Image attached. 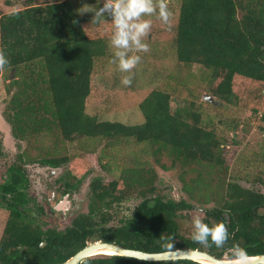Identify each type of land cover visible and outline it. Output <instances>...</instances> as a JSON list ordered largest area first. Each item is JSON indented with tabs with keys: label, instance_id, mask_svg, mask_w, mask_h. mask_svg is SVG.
I'll list each match as a JSON object with an SVG mask.
<instances>
[{
	"label": "trees",
	"instance_id": "obj_1",
	"mask_svg": "<svg viewBox=\"0 0 264 264\" xmlns=\"http://www.w3.org/2000/svg\"><path fill=\"white\" fill-rule=\"evenodd\" d=\"M103 1L85 0L83 8L87 9H83L80 1L76 5L74 0L46 4L29 0L23 9L0 12V51L10 62L0 77V103L6 104L4 119L19 151L4 171L6 175L0 177V207L9 211L0 240V264H61L97 241L147 253L199 249L219 259L239 244L254 257L264 255V194L223 179L238 157L239 145L234 137L223 138V132L211 123L215 116L207 120L208 109L202 103L179 104L159 88L140 101L138 109L144 116L140 124L103 120L87 112L94 73L100 66L118 67L113 62L112 36L98 33L100 23L109 18L107 14L95 18ZM166 2L170 22L166 24L156 15L150 18L164 25L165 47L178 64L215 72L213 95L222 104L250 108L257 115L264 106V0ZM146 40L151 45V37ZM153 43V48L149 47L152 56L160 48L157 41ZM133 53L142 55L143 50ZM208 105L218 106L215 102ZM260 119L264 121V114ZM71 144L81 148L94 144L89 152L101 147L108 161L103 168L120 172L121 177L108 184L96 177L90 185L89 212L78 215L62 230L43 220L44 208L29 192L27 166L64 167L73 158L69 149L61 152ZM125 144L145 146L149 158L145 167L123 166L119 170L112 166L115 157L109 151ZM258 144L257 154L264 163V135ZM44 146L48 148L42 149ZM3 150L0 138L1 158ZM161 156L171 161L172 170L181 168L178 181L191 202L168 197L156 186L158 176L150 159L159 163ZM209 173L220 177L223 191H207L210 181L204 176ZM77 176L72 169L56 179L62 195L78 191L81 179ZM262 178L256 181L264 184ZM129 191L136 192L140 202L131 216L120 220L121 225L109 226V210ZM192 202L211 206L203 222L227 225L230 237L223 247L217 248L210 239L202 244L180 234L186 213L196 208ZM80 264L199 263L148 262L115 255L91 257Z\"/></svg>",
	"mask_w": 264,
	"mask_h": 264
},
{
	"label": "rangeland",
	"instance_id": "obj_2",
	"mask_svg": "<svg viewBox=\"0 0 264 264\" xmlns=\"http://www.w3.org/2000/svg\"><path fill=\"white\" fill-rule=\"evenodd\" d=\"M28 1L0 0V12L9 13L23 9L24 3L27 4ZM33 1L39 4H46L64 0ZM79 1L80 7L83 8L86 5L85 0H74L76 5H78ZM153 2L158 4L157 0H153ZM83 3L84 5L82 6ZM103 3H105V0ZM106 14L104 13V15ZM150 17L152 18L153 16ZM150 17L145 18L151 20V29L143 37L144 43L148 45L147 51H143L142 55L136 54L141 59L131 72H121L119 67H115L114 65L108 68L100 66L97 69L92 76V97L88 103L87 112L91 115L98 114L103 120L118 121L127 125L140 124L144 121L143 113L138 109L140 101L150 92L159 88L168 92L179 104L192 100L198 104L202 103L208 109L207 120L209 117L215 116V120H212L211 123L219 127L223 132V138L234 137L239 145V158L235 159L233 165L226 171L228 173L223 176V179L234 180L246 188L260 191L264 194V184L256 181V178L263 177L262 179H264L263 159L257 154L261 148L258 141L260 142L264 135V121L260 119L262 114H264V106H260L258 114L253 115L250 108L227 104L223 100L224 104H222L221 99L213 95V88L217 82L215 72L198 65L191 68L180 66L171 52L165 47L167 35L164 32V25L161 22H157L156 24ZM113 25L114 23L110 17L103 20L100 23L98 33L108 35L109 37L110 35L112 36L110 31ZM148 36L151 37L152 48L154 46L153 41H157L160 44V48L155 52L154 56H152V51L151 53L149 51L151 45L146 40ZM114 50L116 49L114 48ZM135 51L138 50L134 49L129 54H135L133 53ZM163 53H165L164 57ZM2 73L3 71H1L0 77L3 75ZM5 74L9 77L12 75L10 72H4ZM125 76L130 77L131 84L125 85L122 83ZM204 95L211 97L212 101L203 99ZM212 102L217 103L218 106L214 108L208 105V103ZM5 108L6 104L0 103V138L2 139L4 149V157H0V177L6 175L4 171L16 160L19 153L17 148L18 142L12 136L11 127L4 119ZM47 142V145L50 144V141ZM93 145L91 144V147L85 148H81L80 145H65V149H61V153L69 149L73 161L58 169L42 166L41 164H29L27 166V173L30 179L29 192L31 197H34L39 205L44 208L45 214L42 218L50 227L63 230L70 226L71 222L78 215L89 212L92 195L90 185L96 177L100 176L105 184L112 182L114 178L121 177L120 172L114 174L103 168L108 161L106 157H103L101 147L96 152H89V150L95 148ZM23 148H25V144H23ZM46 148L48 147H42V149ZM109 154L115 157V161L111 162L112 166L119 167V170L123 166L125 168L145 167L146 161L149 159L144 145L125 144L116 150L109 151ZM159 161L158 163L155 158L150 159V164H152L158 176L156 186L162 189L168 197L176 200L186 198L191 202L182 191V184L178 181L181 168L172 170L170 168L171 161L165 156L159 157ZM163 166L167 168H163ZM78 167L80 168L79 171L77 170ZM72 169L77 173V177L81 179L80 187L78 191L71 195H62L61 184H57L55 181L57 178L64 177ZM117 171L115 170V172ZM204 177L210 181V186L207 190L209 193L213 194L221 190L219 185L223 181L220 180V177H217L213 173H209ZM73 181L75 182L76 179ZM121 187L122 185H120ZM123 189L126 188L123 186ZM66 196H68L67 201L70 204L66 205V208L57 209L59 203L65 201ZM139 202L137 193L129 191L122 202L115 203L113 210H109L112 221L108 225L111 227L121 225L120 220L131 216ZM192 203L196 208L186 213L187 218L181 223L180 231L181 235L188 237H193L195 232L194 220L198 217L201 221H204L206 218L205 211L211 208V206L207 207L202 204ZM8 218L9 211L0 207V240L2 239ZM228 257L229 252L225 254L224 258L227 259Z\"/></svg>",
	"mask_w": 264,
	"mask_h": 264
},
{
	"label": "clouds",
	"instance_id": "obj_3",
	"mask_svg": "<svg viewBox=\"0 0 264 264\" xmlns=\"http://www.w3.org/2000/svg\"><path fill=\"white\" fill-rule=\"evenodd\" d=\"M105 12L111 14L115 25L111 39V44L116 49L113 62L118 63L121 72H131L141 59L139 55H130L131 51L134 49L147 51L148 49V45L143 42V37L151 29V20L145 17L156 15L167 24L170 22L171 15L166 0H159L158 4H155L153 0H105L103 8L96 12L95 18L102 17ZM9 63L8 57L0 51V71L5 70ZM122 83L128 85L132 81L129 76H125ZM206 96L204 95L203 99H207ZM194 226L195 232L192 238L198 243L207 244L210 239L217 248H220L230 237L229 229L224 222L210 226L197 217L194 220ZM228 252L231 255L227 259L222 258L220 264H256V258L247 248L239 244H234Z\"/></svg>",
	"mask_w": 264,
	"mask_h": 264
},
{
	"label": "water",
	"instance_id": "obj_4",
	"mask_svg": "<svg viewBox=\"0 0 264 264\" xmlns=\"http://www.w3.org/2000/svg\"><path fill=\"white\" fill-rule=\"evenodd\" d=\"M103 8V7H102ZM109 17L112 19V16L109 12ZM208 100L212 101L211 97H205ZM68 196L65 197V201L60 203L57 209L66 208L65 206L69 205L70 202L67 201ZM114 251L119 256L134 258L142 261L148 262H165V261H178V260H188L193 262H198L201 264L208 263V264H220L221 259L211 255L208 252L200 251L198 249H178L174 251H167L162 253H147L140 250L128 249L123 246L117 245L115 243H108V242H96L87 245L81 251L76 253L73 257L61 264H80L84 260L101 256L100 252L102 251ZM256 258V264H264V255H259Z\"/></svg>",
	"mask_w": 264,
	"mask_h": 264
},
{
	"label": "bare ground",
	"instance_id": "obj_5",
	"mask_svg": "<svg viewBox=\"0 0 264 264\" xmlns=\"http://www.w3.org/2000/svg\"><path fill=\"white\" fill-rule=\"evenodd\" d=\"M100 255H104V256H114V255H117V253L114 252V251L106 250V251L100 252ZM204 264H208V263H204Z\"/></svg>",
	"mask_w": 264,
	"mask_h": 264
},
{
	"label": "flooded vegetation",
	"instance_id": "obj_6",
	"mask_svg": "<svg viewBox=\"0 0 264 264\" xmlns=\"http://www.w3.org/2000/svg\"><path fill=\"white\" fill-rule=\"evenodd\" d=\"M60 203H61V202H60ZM60 203H59V204H60Z\"/></svg>",
	"mask_w": 264,
	"mask_h": 264
}]
</instances>
